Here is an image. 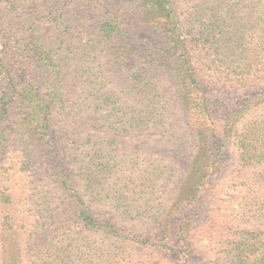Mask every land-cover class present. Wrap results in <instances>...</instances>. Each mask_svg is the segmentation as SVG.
<instances>
[{
  "label": "trees",
  "instance_id": "trees-1",
  "mask_svg": "<svg viewBox=\"0 0 264 264\" xmlns=\"http://www.w3.org/2000/svg\"><path fill=\"white\" fill-rule=\"evenodd\" d=\"M50 3L47 20L68 43L40 35ZM262 4L0 0V173L25 176L43 202L26 214L0 178V264H264V114L242 123L264 99V90L247 93L264 73ZM148 68L172 74L194 122L196 151L169 175L119 143L166 127L169 108ZM230 139L234 194L218 191L227 200L212 213L202 192Z\"/></svg>",
  "mask_w": 264,
  "mask_h": 264
},
{
  "label": "rangeland",
  "instance_id": "rangeland-1",
  "mask_svg": "<svg viewBox=\"0 0 264 264\" xmlns=\"http://www.w3.org/2000/svg\"><path fill=\"white\" fill-rule=\"evenodd\" d=\"M262 2L263 4L261 8L264 10V0H262ZM53 7L54 4L50 3V11H44L42 15H39L40 18L38 21L40 35L43 36L45 41L56 42L61 39L68 43L70 41L69 38H65L62 35V32L58 29L56 23L47 20L50 13L56 11V8ZM22 21V19H19L14 22L18 31L24 28ZM141 30L144 35L153 38L155 43H160L159 45L161 46L160 39L151 26H144ZM148 69H151V75L157 78L161 91L165 95L164 99L169 108L166 127L162 132L149 131L145 133H136L128 138H122L119 140V143L121 144L120 147L132 152L140 151L143 158H152L153 160L161 162L164 171L171 166H174L175 169L177 168V170L180 171L185 168V164L189 160L190 155L196 151V147L193 145L196 140L191 127L194 122L190 118L185 117L186 113L180 107L177 86L172 74L169 71L159 68ZM261 90H264V73H261L259 77L248 86L247 93L248 95H256L260 93ZM228 93H231V90H228ZM221 96L227 98L225 90H223ZM232 97H235V94H233ZM258 102L244 116L245 119L242 123H245L258 115L264 114V99L260 98ZM220 115L224 114L220 113ZM108 136L113 138V140H116L113 134H108ZM220 158L223 162V166L212 175L209 183H207L206 190L203 189L202 192L204 196V205L206 204L208 206L207 210H212V213L213 205L217 200H227V195H221L220 197L217 196V199H215L218 191L225 188L226 190H224L223 193L234 194L233 191L228 192L229 190H227L226 184L240 169L238 164V154L233 140L230 139L224 142ZM47 161H51V158H47ZM7 169L6 173H0V178L4 185L12 190L14 198L21 203L19 209L25 211L26 214L32 212L34 206L35 209H41L40 204L43 202L38 200V197H35L37 192V190H34L35 185H31L25 176L21 174L15 175L13 172L14 170H9V167H7ZM165 173L169 175L168 172L165 171ZM173 188L174 186L170 185L167 188L168 193L172 192ZM96 210L101 213H113L108 207H96ZM3 215L4 214L0 208V223ZM179 217L180 216H177V218ZM29 222H31V220H29ZM123 225L127 228L135 226V229L137 230L143 228L141 232L146 227H143V224L140 225L135 222H125Z\"/></svg>",
  "mask_w": 264,
  "mask_h": 264
}]
</instances>
